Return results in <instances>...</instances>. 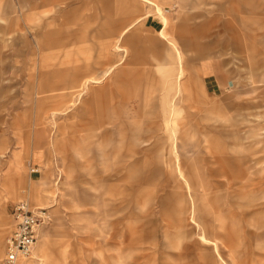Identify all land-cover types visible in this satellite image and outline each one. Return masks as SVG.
Masks as SVG:
<instances>
[{"label": "rangeland", "instance_id": "obj_1", "mask_svg": "<svg viewBox=\"0 0 264 264\" xmlns=\"http://www.w3.org/2000/svg\"><path fill=\"white\" fill-rule=\"evenodd\" d=\"M58 2L0 0V264L22 199L51 217L23 264H264V0H162L167 39L141 0ZM76 67L96 81L57 106Z\"/></svg>", "mask_w": 264, "mask_h": 264}, {"label": "crops", "instance_id": "obj_2", "mask_svg": "<svg viewBox=\"0 0 264 264\" xmlns=\"http://www.w3.org/2000/svg\"><path fill=\"white\" fill-rule=\"evenodd\" d=\"M59 2H61V0H58ZM144 4H146L151 11L155 12L157 15L160 16L161 18V21H162V24L164 26V28L162 30H160L158 33H159V36H160V33L161 31L163 32V38L164 39H167V35H166V30H167V27L169 26V18L167 17V15L165 14V8H164V5H162V0H141ZM57 3L56 4V7L58 5H60V3ZM150 11V12H151ZM34 26H30V28H33ZM229 28V27H227ZM229 30V29H228ZM231 31V30H230ZM252 30L251 29H247V33L244 34L243 33V36L248 40L249 42V45L252 47H254L256 49V46H257V38L252 34L251 32ZM61 31L59 32H56V33H51L47 36V39H46V46H63V45H66L67 44V41L68 40H71L73 38V35L67 33V39L65 38H62V35L60 33ZM111 31H103L102 34H104L105 36L109 35L108 37V41L105 42V45H104V50H106L105 52H109L111 51V47L114 48V50L118 51V48H121L124 50L123 46H121L119 44V41L121 39V37L126 33L128 32V29L125 28L124 30L121 31V34H111L110 33ZM66 33V32H65ZM114 35H117V37L115 39H112ZM264 36V35H263ZM240 39V38H239ZM264 39V38H263ZM263 41V40H262ZM261 41V42H262ZM135 40L133 39V37H129L126 39V43L129 44L130 46H132L134 44ZM260 41L258 43H261ZM185 44L186 46H190L191 45V41L190 40H185ZM171 45L173 47V51L175 52L174 55L179 63V68H181L183 66L184 68V65H183V57H182V54L181 52L177 49L176 47V44L174 42H171ZM200 48V47H199ZM109 51H108V50ZM118 52H123V51H118ZM119 62H122L123 61V58H120L118 60ZM171 65L170 62L166 61L165 63L162 64V66L160 67L161 71H162V78H160V82L162 83V85H171L173 89L176 90V94L178 92H180L183 88V83H182V78H181V84H180V77H179V74H180V70L178 68V73L176 75H174V73L172 72V70H170L171 68H169ZM86 69L90 68V66L88 65L87 67H85ZM202 73L203 74H208L209 73V70H210V64H205L202 68ZM81 72V69H79L78 67L74 68L73 71L71 73H68L67 75H65L66 77L64 78V81H67L68 79L71 81L70 83L72 85H69V86H64V87H61V88H52L50 89L49 91H57V90H61V91H68L66 93H62V95H57L55 96L54 98L57 99L56 101V105L57 106H64V105H67L69 103H71V105H75L77 104V101H78V98L83 94V92L85 91L86 89V86H87V83H90L91 81H96V78H87L84 82H82L81 84L77 81L78 79V75L79 73ZM110 72V70H107V72L104 73V76H106L108 73ZM183 75H184V70H183ZM182 75V77H183ZM207 79H208V85L210 86H219V82L217 81V79H212L213 78V75H208L206 76ZM209 79H212V80H209ZM104 88H106L104 86ZM48 90L45 89L44 86H42V84L39 82L38 83V88H37V93H35V96L37 95H41V94H46ZM175 94V95H176ZM32 95V93H31ZM74 98H76V100H74ZM167 100V99H166ZM44 101L45 99H40L37 103V108H38V111L39 112L37 115H43V110H44ZM174 100H168L167 102H164L163 105H162V114H163V126L164 128H168L169 126V121H170V118L173 117L172 115L175 114V104L173 103ZM52 110V115L55 116V114H57V109H51ZM159 125V124H157ZM160 127V125H159ZM36 135H42V133L38 132V133H35V136ZM54 144V142H53ZM55 145H56V141H55ZM41 150L40 149H37L36 152L34 153L35 155V160L36 161H41ZM8 191L10 194H13V193H16V188L14 186H11V187H8ZM23 264V263H22Z\"/></svg>", "mask_w": 264, "mask_h": 264}, {"label": "built area", "instance_id": "obj_3", "mask_svg": "<svg viewBox=\"0 0 264 264\" xmlns=\"http://www.w3.org/2000/svg\"><path fill=\"white\" fill-rule=\"evenodd\" d=\"M12 210L13 230L6 241L2 264H22L32 255L38 234L50 222L47 209L38 208L26 200L18 201Z\"/></svg>", "mask_w": 264, "mask_h": 264}, {"label": "bare ground", "instance_id": "obj_4", "mask_svg": "<svg viewBox=\"0 0 264 264\" xmlns=\"http://www.w3.org/2000/svg\"><path fill=\"white\" fill-rule=\"evenodd\" d=\"M118 48V51H123L121 48L117 47ZM40 233V232H39ZM39 236V234H38ZM38 244V242L36 243V245Z\"/></svg>", "mask_w": 264, "mask_h": 264}]
</instances>
